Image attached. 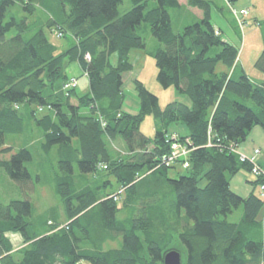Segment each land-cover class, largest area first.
Listing matches in <instances>:
<instances>
[{"label": "trees", "instance_id": "1", "mask_svg": "<svg viewBox=\"0 0 264 264\" xmlns=\"http://www.w3.org/2000/svg\"><path fill=\"white\" fill-rule=\"evenodd\" d=\"M224 1L233 6L240 0ZM130 3L121 12L122 0H0V154L12 152L6 134L21 133L25 122L38 128L43 153L56 151L55 194L66 217L37 230L29 199L0 202V264H163L169 251L180 254L181 264H264L258 192L264 179L235 152L254 127L264 131V80L240 66L238 47L212 22L210 1L187 0L202 18L180 19L179 30L170 13L183 9L178 0ZM142 24L158 43L148 52L157 83L189 104L174 101L161 109L158 97L135 79L138 111L124 110L131 53L146 51ZM255 25L263 49L253 67L264 76V20ZM53 28L57 38L73 41L61 52L46 36ZM73 63L86 75V92L64 88L74 78L66 74ZM148 116L152 137L141 132ZM175 125L187 129L186 136L176 135L192 151L186 174L173 178L169 171L180 167L166 168L159 158L169 151ZM114 143L126 155L116 153ZM32 160L22 148L0 159V170L30 190L35 181L25 164ZM242 171L255 190L245 198L230 189ZM8 233L19 234L23 247L14 251ZM107 243L118 246L105 249Z\"/></svg>", "mask_w": 264, "mask_h": 264}, {"label": "rangeland", "instance_id": "2", "mask_svg": "<svg viewBox=\"0 0 264 264\" xmlns=\"http://www.w3.org/2000/svg\"><path fill=\"white\" fill-rule=\"evenodd\" d=\"M185 2V0H181ZM217 4V12L223 13V38L236 39L239 49L238 59L246 69V72L250 76H255L259 72L253 67L254 59L259 56L263 49L262 31L261 28L254 24V17L264 19V0H254L258 5L257 13L252 12L249 17H245L248 23L242 28L241 24L245 22L243 18H237L234 14L235 8H227L225 4L219 2L221 0H214ZM131 8L130 0H122L120 11L125 12ZM172 17V25L174 30H179L181 20L180 18H174V12H170ZM213 18V15H212ZM212 22L214 20L212 19ZM57 30L53 28L52 31L45 30L46 36L49 41L55 45L60 51V48L66 49L71 44L70 36L65 38H57L55 32ZM139 33L146 39V51L134 50L131 53V63L133 70L124 75L123 91L126 96L124 109L128 112L138 111V98L134 89L133 80H140L147 90L158 97L159 106L163 109L166 104L170 102L189 103V101L180 95H178L173 88L162 89L156 81L157 68L155 62L148 52H152L156 46L157 41L150 35L148 27L142 24ZM115 60V57L113 61ZM223 69L222 66H218V70ZM76 65H67L66 74L69 75L72 72H76ZM77 82L78 79L74 77ZM87 81L81 79L78 82V91L84 92L86 89ZM141 132L152 137L154 135V120L151 116L145 118L141 125ZM176 134V133H174ZM42 133L38 128L33 127V124L25 122V126L21 133H8L4 137L5 147L12 148V152L8 154H0V159L9 160L11 155L18 152L22 148H28L31 152L33 160L26 163L25 166L34 179V184L31 185V189H22L15 182L10 180L4 171L0 170V202L8 204L12 200H24L29 199L32 205V216L30 223L34 225L37 230H42L46 226V222L65 223L66 217L63 210V204L60 198L55 194L54 172L57 169L58 158L56 156L55 148L46 155L43 153L39 139L41 140ZM114 151L120 153V155H126V152L122 150L121 146L114 143ZM57 171V170H56ZM186 174V171L177 168L176 171L170 170L169 177H177V174ZM95 181V180H94ZM91 182H93L91 180ZM96 183V182H94ZM203 182L201 186H203ZM116 185L113 184L108 191L115 190ZM122 217V215H121ZM239 213L228 217L229 221L237 220ZM8 238L12 241L14 247L17 246L18 238L21 239L17 233H8ZM118 243H107L104 248H116Z\"/></svg>", "mask_w": 264, "mask_h": 264}, {"label": "crops", "instance_id": "3", "mask_svg": "<svg viewBox=\"0 0 264 264\" xmlns=\"http://www.w3.org/2000/svg\"><path fill=\"white\" fill-rule=\"evenodd\" d=\"M207 1H210L212 3V5H213V10H212V15H213L212 19L214 20L213 24L216 26L217 29H221V33H222V36H223V24H224L223 21H225L224 17H223V13L219 14L217 12V8H216L217 4H216V2L214 0H207ZM178 2L183 7V9L178 11L179 14L177 13L175 15V17L182 19L183 23L186 21L185 24H187L189 21H192L193 19L194 20H199V19L202 18V12L200 10H198L196 8L187 7V0H185V2H182L181 0H178ZM219 2H222L223 4H225L227 6V8H229V10H230L231 7L235 8L237 10H246L248 12L247 17H249L252 12H254L256 14L257 10H258V5L255 3L254 0H240L236 4H234L233 6H229L224 0H221ZM246 18H244V20H245L246 23H248ZM253 19L254 20H252V21H254V24H255V21H257V20L258 21L264 20V19H259L258 17H254ZM224 40L229 42V43H232L235 46H237V44H236L237 42H235L236 39L227 38V39H224ZM70 42H73V41L70 40ZM63 50H65V49L60 48V52L63 51ZM256 58L254 59V61L256 60ZM74 64L76 65L77 71L76 72H72L68 76L69 77H76L78 79V82L81 79H84V80L87 81L86 77H84L82 75V71H81L79 65L77 63H74ZM239 64L246 72L245 67L243 66V64L240 63V61H239ZM246 74L250 78L255 80V81L264 80V76L261 73H258L255 76H250L247 72H246ZM77 89H78V86H77ZM87 89H88V82L86 83V89H84V92H86ZM82 92H83V90H82ZM185 104H189V103H185ZM124 110L126 112H128L127 109H124ZM128 113L136 114L137 112H128ZM168 133H176V134H178L180 136H186L187 135V129L184 126H182V125H175V126H171L169 128V132ZM238 149H239V151L241 153H243L245 155H250L251 153H253V151L255 149L261 150V155H260V157L258 159V164H259V166L262 169H264V131L260 127H254L251 130V132L249 133V135H248L247 139L245 140V142L242 143L239 146ZM251 178L252 177L250 176L249 173H246V172H243V171L238 173L230 181V189H231V191L236 193V194H238L239 196H241L243 198L249 196L252 192L255 191L254 188L251 186V184H249L247 182L248 179H251ZM17 240H19L17 246L14 247L12 245L14 251L18 250L19 248L23 247V245H24L22 238L21 239L18 238ZM10 242L12 244L11 240H10Z\"/></svg>", "mask_w": 264, "mask_h": 264}, {"label": "built area", "instance_id": "4", "mask_svg": "<svg viewBox=\"0 0 264 264\" xmlns=\"http://www.w3.org/2000/svg\"><path fill=\"white\" fill-rule=\"evenodd\" d=\"M235 16L237 18H243L248 15V12L246 10H239L233 11ZM243 24H241L242 27ZM216 34H218L216 32ZM61 37V34H58V38ZM85 58L89 60V56L85 55ZM86 76V75H85ZM84 76V77H85ZM77 80L75 78H72L67 84H65L64 88L65 89H75L77 87ZM42 109H39L41 111ZM101 125L102 119L99 117ZM168 142H169V151L166 154H163L159 158V162L166 168H172V167H180L183 170H186L189 168V163H188V156L190 152L192 151L190 149V142L186 140L185 142H181L178 140V137L176 134H172L168 137ZM236 154L239 156L240 161L244 162L247 161L251 165V174L256 177H263L264 179V169H262L259 164H258V159L261 155V150L255 149L253 153L250 155H245L239 151L238 148L235 149ZM259 192V197L263 200L264 202V183H261L258 188ZM122 193V189L119 190L118 194ZM114 200L117 201V197L114 198Z\"/></svg>", "mask_w": 264, "mask_h": 264}, {"label": "water", "instance_id": "5", "mask_svg": "<svg viewBox=\"0 0 264 264\" xmlns=\"http://www.w3.org/2000/svg\"><path fill=\"white\" fill-rule=\"evenodd\" d=\"M163 264H181V256L176 251H169L163 258Z\"/></svg>", "mask_w": 264, "mask_h": 264}, {"label": "bare ground", "instance_id": "6", "mask_svg": "<svg viewBox=\"0 0 264 264\" xmlns=\"http://www.w3.org/2000/svg\"><path fill=\"white\" fill-rule=\"evenodd\" d=\"M169 148V147H168Z\"/></svg>", "mask_w": 264, "mask_h": 264}]
</instances>
